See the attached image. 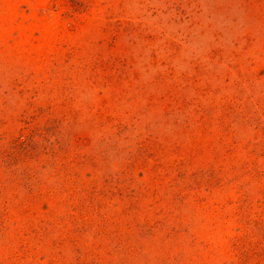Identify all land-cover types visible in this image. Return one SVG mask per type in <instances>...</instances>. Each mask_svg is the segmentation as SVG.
Returning <instances> with one entry per match:
<instances>
[{
	"label": "rangeland",
	"instance_id": "374dc122",
	"mask_svg": "<svg viewBox=\"0 0 264 264\" xmlns=\"http://www.w3.org/2000/svg\"><path fill=\"white\" fill-rule=\"evenodd\" d=\"M0 264H264V0H0Z\"/></svg>",
	"mask_w": 264,
	"mask_h": 264
}]
</instances>
